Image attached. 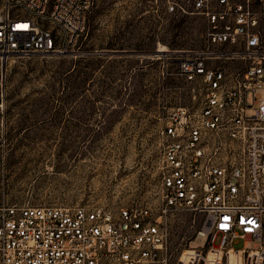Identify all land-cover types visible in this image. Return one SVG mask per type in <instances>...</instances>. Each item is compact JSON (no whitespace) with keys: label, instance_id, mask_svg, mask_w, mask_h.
Here are the masks:
<instances>
[{"label":"built area","instance_id":"1","mask_svg":"<svg viewBox=\"0 0 264 264\" xmlns=\"http://www.w3.org/2000/svg\"><path fill=\"white\" fill-rule=\"evenodd\" d=\"M92 4L0 0V58L75 51ZM165 6L201 13L205 43L175 57V72L199 102L166 112L156 200L116 210L4 201L0 264H264V96L254 90L264 86V0ZM175 211L200 214L193 235L206 236L203 245L171 249L167 221ZM237 238L242 245H233Z\"/></svg>","mask_w":264,"mask_h":264},{"label":"rangeland","instance_id":"2","mask_svg":"<svg viewBox=\"0 0 264 264\" xmlns=\"http://www.w3.org/2000/svg\"><path fill=\"white\" fill-rule=\"evenodd\" d=\"M204 31L201 13L165 0H93L75 51L12 54L4 71L0 58V204L155 201L166 112L199 102L175 57L203 46ZM199 218L170 214L174 252L205 243L193 235Z\"/></svg>","mask_w":264,"mask_h":264},{"label":"water","instance_id":"3","mask_svg":"<svg viewBox=\"0 0 264 264\" xmlns=\"http://www.w3.org/2000/svg\"><path fill=\"white\" fill-rule=\"evenodd\" d=\"M116 51H119V50H117V49L109 50V52H116ZM158 51L159 50H153L152 52L157 53ZM69 52H73V51H66L64 53H69ZM92 52H95V51L92 50ZM6 62H7V55L4 54V57L2 59L3 71H4L5 67H6Z\"/></svg>","mask_w":264,"mask_h":264}]
</instances>
